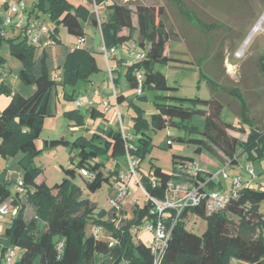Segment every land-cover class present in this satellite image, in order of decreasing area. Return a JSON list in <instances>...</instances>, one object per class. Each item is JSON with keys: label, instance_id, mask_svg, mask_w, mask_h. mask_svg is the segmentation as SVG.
I'll return each instance as SVG.
<instances>
[{"label": "trees", "instance_id": "obj_1", "mask_svg": "<svg viewBox=\"0 0 264 264\" xmlns=\"http://www.w3.org/2000/svg\"><path fill=\"white\" fill-rule=\"evenodd\" d=\"M83 1L97 7L106 4L105 19L99 20L87 5L74 6L69 0H33L26 16L27 19H39V14H42L54 23L50 31L53 45L60 42L57 39L60 26L68 35L85 42L86 23L99 31L106 49H118L128 41L135 43L145 52L144 59L131 65H126L125 58L117 60L118 68L112 70L113 88L124 80L126 88L134 90L135 96H138L135 75L142 71L141 94L146 89L156 92L169 90L165 77L154 68L156 64L169 61L164 50L171 36L164 28V10L137 2L120 4L110 0ZM173 1L180 13L187 14L183 3ZM131 6H134L136 27L132 24ZM122 30L127 33L120 35ZM5 41L8 43L10 56L21 65L18 79L24 86L35 88L27 98L13 94L0 112V155L5 157L20 154L19 164L23 169L20 180L24 192L17 190L12 196L8 190L9 180L0 183V205L10 200L7 203L8 212L17 208L16 215L4 229L10 245L22 251L19 259L12 264H155L156 256L150 247L141 241L133 242L130 234L131 228L140 225L144 216L146 221L154 222L155 216L150 213L152 204L149 200L145 201L141 209L136 207L134 218L126 220L121 229L116 228L118 218L114 209L110 213L113 223L108 216L106 221L102 220L105 215L103 212L92 215L91 221H88L78 211L80 208H88L92 214L95 204L79 200V188L71 182L76 171L73 168L63 169L66 177L47 188L41 177L42 171L33 165V158L41 152L36 146V140L41 134L44 120L54 114V90L56 87H73L78 81H89L97 71L94 51L87 48H64V59L59 66L62 79L55 81L49 75L48 47L36 56L38 49L28 43L22 32L13 38L0 36V43ZM3 64L4 60L0 57V68ZM258 69L264 75V57L259 58ZM208 84L211 92L216 93L215 83L208 81ZM11 92L6 84L0 82V95H10ZM229 94L241 101V116L248 122L247 108L242 97L236 91H230ZM62 98L66 102L75 101L73 94L63 93ZM155 98L157 100L154 103L155 113L150 119L151 125L158 130L166 127L182 130L186 137L177 138L176 141L193 147L194 155L199 156L203 152L217 158L221 155L229 161V166L236 165L241 154H245L252 163L264 160V123L259 130L248 122L247 138L241 142L230 136L228 131L244 132L243 129H237L222 120L224 107L213 97L209 100L160 95ZM124 99L123 93L115 94L116 105ZM98 115L100 114L91 110L88 118L94 120ZM63 116L78 123L85 118L79 109L66 111ZM134 120V126L140 135L128 153L132 157H142L150 148V137L145 133L146 124L141 115ZM57 147L76 151L75 168L80 173L83 171L86 179H89L84 183L90 193H95L103 184L112 186L111 179L115 177L118 180L120 162L126 160V140L119 129L111 126L98 127L89 139L79 137L71 143L62 138L43 142V149ZM167 147H171L170 141ZM109 159L114 163V171L106 169L104 161ZM193 162L192 157L172 155V163L178 169H186ZM211 176L212 173L199 170H195L191 177L187 174L176 176L175 173L166 174L155 167L149 177L138 181L150 198L163 202L167 185H176L181 177L189 178L190 187L206 183L207 189H219V184L207 181ZM117 185L118 181L114 192ZM263 199L264 190L252 188L248 183L242 182L237 198L231 199L216 214L207 215L203 204L187 206L178 216L176 210L167 209L163 225L169 232V237L158 264H231L232 260L239 264H264V214L257 208ZM188 215L206 221V229L200 236L186 230L185 220ZM90 223L101 227L108 240L98 238L100 234H87L86 228ZM100 257L104 260L100 261Z\"/></svg>", "mask_w": 264, "mask_h": 264}, {"label": "rangeland", "instance_id": "obj_2", "mask_svg": "<svg viewBox=\"0 0 264 264\" xmlns=\"http://www.w3.org/2000/svg\"><path fill=\"white\" fill-rule=\"evenodd\" d=\"M2 1V0H1ZM9 6L15 4L17 0H5ZM30 0H24L28 2ZM76 6L79 0H69ZM116 3H126L123 0H110ZM184 5V11L187 14L179 12L177 4L173 0H128L127 2H137L147 7L159 8L164 10V28L168 35L171 36L165 46L164 55L169 58L166 63L155 65V70L165 77L166 85L170 89L165 92H156L152 89H146L141 95L135 96L134 90L126 88L123 92L125 99L119 104H115V96L111 95L109 101L113 107H110L108 117L98 115L90 124H87L86 118L81 123L76 120H67L63 113L60 115L59 110L64 104L70 103L64 101L63 93L73 94L75 100L86 104L92 101L97 104L100 93L94 92L93 89H99L100 86H107L112 90L109 76L108 80L102 81L107 72L106 59L101 54V38L99 31L91 28L86 23L85 38L87 46H93L95 49L94 57L96 60L97 71L92 74L89 81H78L73 87L66 86L64 88L56 87L53 93L54 114L44 120L43 127L39 138L36 140V146L41 150L40 154L33 158V165L42 171V179L47 188L59 183L65 174L63 169L73 168L76 176L71 180L72 184L79 188V200L90 201L95 204L92 211L81 209L78 214L84 216L88 221L92 215L96 216L100 212L105 215L103 221L110 219V213L113 208L109 204V200L114 196V186L118 180L111 179L112 186L103 184L95 193H90L85 188V180L88 178L80 173L76 168L77 162L76 151L70 148L57 147L54 149H43V142L47 140L64 139L73 142L81 137L89 139L98 127L119 129L129 137L128 145L132 147L136 138L140 133L134 126V119L141 115L145 121V133L150 137V148L142 156H135L137 162L136 178L142 180L143 177H149L152 168L158 167L166 174H187L189 177L195 174V170L206 173H217L229 161L220 155V158L212 157L203 152L194 155L193 147L177 142V138H185L186 134L182 130L174 127H166L163 129H155L151 125V116L155 113L154 103L156 96L174 97L179 99H200L209 100L212 97L223 105L221 113L222 120L231 123L237 129H243L244 132L238 130H229L228 134L244 142L247 138L249 126L259 130L263 128L264 123V75L258 69V60L264 57V21L256 32L253 31L256 24L264 15V0H179ZM87 5V4H86ZM89 8L95 12L99 20H104L106 16V4L97 8L92 5ZM132 10V24L136 27V17L134 15V6ZM6 14L2 18H4ZM40 18L49 30H52L54 23L46 16L39 14ZM200 22V23H199ZM202 23V24H201ZM204 25V26H203ZM126 30H122L120 35H125ZM19 31L10 32L8 30L6 38H12ZM57 39L59 44L52 45L46 49L48 62L50 64L49 75L55 81H61V70L59 66L64 59V48L73 49L80 41L73 36L67 34L65 29L60 26ZM0 55L7 58L5 68L15 69L14 64L19 62L11 58L8 43L2 42ZM125 46L131 45V41L124 43ZM41 50H36V56ZM129 57L125 48L117 49L113 59L108 61V67L112 70L118 67L117 60ZM125 60V59H124ZM127 61V58H126ZM15 72V71H14ZM112 73V72H111ZM105 79V78H104ZM97 80L96 87L90 82ZM123 83L124 80H122ZM208 81L215 83L216 93L211 92ZM21 82V81H20ZM13 86V81L10 82ZM101 84V85H100ZM100 85V86H99ZM20 87H22L20 85ZM24 88L26 86H23ZM22 89V88H20ZM230 91H236L243 99L247 108L248 122H245L241 116V101L230 95ZM10 95H0V103L3 101L7 104L10 101ZM106 101V100H105ZM73 108L72 104L67 105ZM55 108L58 112H55ZM82 113L85 108L79 109ZM117 111L120 114L118 119ZM94 122V123H92ZM250 125V126H251ZM171 142V147H167V143ZM172 155L192 157L194 162L187 165L186 169H178L172 163ZM20 154L15 156L0 155V180L3 182L9 175L8 190L14 196L17 191L18 172L23 175V169L19 164ZM126 159V158H125ZM72 161V164H71ZM104 164L107 170L114 171L115 166L111 159L105 160ZM126 160L120 162V170L126 171ZM197 168V169H196ZM254 172L253 178H250L248 169ZM4 173V174H3ZM3 174V175H2ZM228 180L219 179L218 187L220 189H229L231 179L239 177L242 182L249 181L252 188L264 190V160L251 162L245 154L238 157V163L234 166L230 165L227 170ZM3 176V177H2ZM180 179V180H179ZM173 192L167 195V200L176 203L190 188L189 178H179ZM217 179V180H218ZM129 183L130 195L124 199L120 206V210L114 212L118 216V222L115 224L117 229H121L125 225V221L134 218L136 207L141 209L147 200L144 192L138 186L135 179L132 178ZM215 183V182H213ZM215 183V184H216ZM215 190V189H212ZM258 211L264 214V199L258 203ZM17 208L15 210V215ZM9 222L11 220H8ZM7 221V222H8ZM140 225L134 226L130 230L133 242L141 241L145 246H150L152 242L151 233L147 232L143 226L146 222L144 216L140 220ZM115 223V221H114ZM185 228L187 231L200 236L206 229V221L193 215H188L185 220ZM98 229L102 240H108L106 233L101 227H97L90 223L86 228L87 234H93ZM9 242V238L5 236ZM104 258L100 257V261ZM4 258L0 260V264H6ZM231 264H239L232 260Z\"/></svg>", "mask_w": 264, "mask_h": 264}, {"label": "built area", "instance_id": "obj_3", "mask_svg": "<svg viewBox=\"0 0 264 264\" xmlns=\"http://www.w3.org/2000/svg\"><path fill=\"white\" fill-rule=\"evenodd\" d=\"M33 0L28 2H24V0H18L15 4H12L8 7L6 16L1 19L0 24V36L3 37L5 35V31L7 29L14 28L24 34L28 43L38 50H42L46 47H50L54 44L51 39V30H49L44 22L41 19H27L26 11L28 10L30 3ZM127 2L128 0H123ZM95 6V5H94ZM97 8V6H95ZM94 12V11H93ZM95 13V12H94ZM84 44L83 40H80L79 43L75 46L76 48H80L81 45ZM121 47L125 48L128 56H123L125 59L127 58L126 65H131L134 62L140 61L144 59L145 52L139 48L135 43H131V45L125 46L123 44ZM120 47V48H121ZM101 53L106 59L107 63V72L110 79V84L112 86V69L108 67V61L110 58L115 57L117 49L111 48L106 49L101 41ZM136 82L138 84L137 94H141L140 83L143 79L142 71H139L135 75ZM115 96V94H114ZM74 106L78 109L83 108L85 104H83L79 100H75ZM89 107L92 106V102L88 101L86 103ZM103 107L102 114L105 115L107 110L110 108V105L107 101L101 103ZM118 119L120 120V114L117 111ZM123 138L126 140V162L127 168L126 171H120L118 175V185L116 186V190L114 192V196L109 200V204L115 210H120V206L123 203L124 199L130 195L129 183L132 178L135 179L138 186L142 189L138 179L136 178V167L137 162L134 157L130 156L128 150L131 148L128 145L129 137L122 132ZM229 164H225L217 173L212 174V176L207 181L218 182L221 180H228L227 170L229 168ZM81 173L85 176V173L81 171ZM248 174L250 178L254 176V172L251 168L248 169ZM218 179V180H217ZM155 185V182H153ZM242 185V181L239 177H234L231 179V184L229 189H215L210 190L207 189L206 183H201L199 186H192L184 193V195L176 202L168 201L167 195L174 190V186L172 184L167 185V194L165 201H157L153 198H150L145 192V196L147 200H149L152 204V209L150 213L155 216V220L153 223L146 221L143 228L151 233L152 242L149 246L152 253L156 256L155 264H158L159 258L166 246V242L169 237V232L166 231L163 225V219L166 217L165 211L167 209H174L177 211V215L182 211L183 208L187 206H199L203 204L205 213L207 215L216 214L224 209L226 204L231 200L237 198V193L239 188ZM17 190L19 192H24V188L22 186V181H17ZM8 212L7 205H0V214H5ZM118 217V216H117ZM118 222V219L116 223ZM93 235L98 236V229L93 231ZM7 261L10 262L11 255L10 253L6 256Z\"/></svg>", "mask_w": 264, "mask_h": 264}, {"label": "crops", "instance_id": "obj_4", "mask_svg": "<svg viewBox=\"0 0 264 264\" xmlns=\"http://www.w3.org/2000/svg\"><path fill=\"white\" fill-rule=\"evenodd\" d=\"M18 1V0H17ZM78 4H83V5H86L85 4V2L83 1V0H79V2H78ZM8 7H9V4H8V2L7 1H5V0H0V21H1V19H2V17L4 16V14H6L7 13V9H8ZM88 8H89V6H88ZM8 30H10V32H13L14 33V31H17L16 29H14V28H11V29H7L6 31H5V35L3 36V37H5L6 38V36H7V33H8ZM13 37H16V34H14L13 36H12V38ZM86 38H85V42H84V44H82L81 45V47L80 48H87V49H90V50H92V51H94L95 52V49H92L93 48V46H87V44H86ZM2 44L3 43H0V49L2 48ZM0 57L4 60V64H3V67L2 68H0V82H3L4 84H6L10 89H11V91L13 92V94H18V95H20V96H22V97H24V98H27V97H29L33 92H34V90H35V88H34V86H30V87H23L24 85L20 82V80L18 79V77H17V75H18V72H19V70L21 69V65H20V63H19V65L18 64H14V67H15V69H14V71H13V69H9V68H5V65H6V62H7V58H5L4 56H1L0 55ZM12 58V57H11ZM16 60V59H15ZM117 62V61H116ZM116 68H118V67H116ZM108 74H106L105 73V76H104V78H103V82L104 81H106V78H107V80H108ZM11 81H13V83H14V86L10 83ZM97 80H94V81H92V82H90V84L91 85H93L94 87H96V83H98V82H96ZM20 85L22 86V87H20ZM101 85V84H100ZM99 85V86H100ZM101 88H99V89H93V93L94 92H99L100 93V97H99V100L97 101V104H95L94 102H92L93 104H92V106H88L87 104H85V106H84V108H85V112L86 113H82L81 111V114L82 115H84V117H89V115H90V111L91 110H94L95 111V114H100V115H102L103 117H108V114H109V112H110V108L107 110V112L105 113V115H103L102 114V112H103V107H102V105H101V103H103L105 100L109 103V105H110V107H113L111 104H110V101H109V99H110V97H111V95H114V94H118V93H123L124 92V90L126 89V85H125V83H123V81L121 80L120 81V84H119V86H117L115 89L112 87V90L111 89H109L107 86H103V85H101L100 86ZM20 88H22V89H20ZM74 100H75V98H74ZM90 101V100H89ZM88 102V101H87ZM86 102V103H87ZM8 104V103H7ZM7 104H5L3 101L0 103V112L3 110V108L7 105ZM68 104H72V106H73V108H68ZM57 108H55V112H58L57 110H56ZM73 109H78V108H76L75 106H74V103L73 102H70V103H67V104H64L63 105V107L59 110V113H60V115H62V113H64V112H66V111H70V110H73ZM91 120L89 119V118H86V122H87V124H90L91 122H90ZM92 123H94V122H92ZM45 124V123H44ZM197 169V168H196ZM199 169V168H198ZM197 169V170H198ZM206 173V172H205ZM4 174V173H3ZM2 174V175H3ZM3 177V176H2ZM253 178V177H252ZM6 179H8L9 180V175H7V177H6ZM21 179V174L18 172V179H17V181L18 180H20ZM246 183H248L249 184V182H250V180L249 181H245ZM0 183H2V181L0 180ZM17 184V183H16ZM176 186V185H175ZM189 189V188H188ZM10 200H8V201H6V205H7V203L9 202ZM15 210L16 209H13L12 211H10V212H7V213H5V214H0V260H3L4 258H6V260H7V255L10 253V255H11V258H10V262H6V264H12L14 261H16V260H18L19 259V257L21 256V254H22V251L20 250V249H18V248H15V247H12L11 245H10V242H8V240H7V238H5L4 237V235H3V233H4V229H5V227H6V225L7 224H9L10 222L8 221V220H12L13 218H14V216H15ZM8 221V222H7Z\"/></svg>", "mask_w": 264, "mask_h": 264}, {"label": "bare ground", "instance_id": "obj_5", "mask_svg": "<svg viewBox=\"0 0 264 264\" xmlns=\"http://www.w3.org/2000/svg\"><path fill=\"white\" fill-rule=\"evenodd\" d=\"M263 21H264V15L261 17V19L259 20V22L254 27V29H253L254 32H256L257 30H259V28L261 27Z\"/></svg>", "mask_w": 264, "mask_h": 264}]
</instances>
